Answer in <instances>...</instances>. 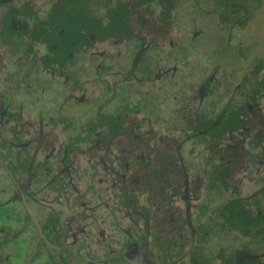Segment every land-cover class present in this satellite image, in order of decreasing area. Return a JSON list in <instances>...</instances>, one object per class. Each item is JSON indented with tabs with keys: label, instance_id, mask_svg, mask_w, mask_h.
<instances>
[{
	"label": "flooded vegetation",
	"instance_id": "obj_1",
	"mask_svg": "<svg viewBox=\"0 0 264 264\" xmlns=\"http://www.w3.org/2000/svg\"><path fill=\"white\" fill-rule=\"evenodd\" d=\"M0 264H264V0H0Z\"/></svg>",
	"mask_w": 264,
	"mask_h": 264
}]
</instances>
